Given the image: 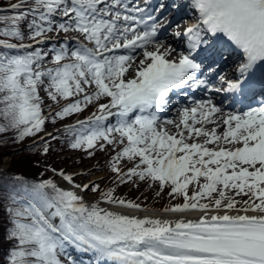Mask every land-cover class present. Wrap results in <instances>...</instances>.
Instances as JSON below:
<instances>
[{
  "label": "snow or ice",
  "instance_id": "snow-or-ice-1",
  "mask_svg": "<svg viewBox=\"0 0 264 264\" xmlns=\"http://www.w3.org/2000/svg\"><path fill=\"white\" fill-rule=\"evenodd\" d=\"M185 6L198 14L172 32L187 38L185 51L158 40L172 22L150 0H20L0 15V133L19 143L46 132L49 118L94 107L66 126L69 147L93 156L111 146L117 187L145 182L180 200L162 209L174 220L140 216L131 213L151 209L63 170L67 189L9 174L12 190L0 185L9 204L3 264H82L69 248L90 254L88 264H264V0ZM51 33L57 46L46 50ZM236 50L240 62L217 87L213 65ZM183 89L230 93V107H241L192 99L162 119ZM46 99L57 105L47 115ZM89 191L96 202L85 200Z\"/></svg>",
  "mask_w": 264,
  "mask_h": 264
},
{
  "label": "rangeland",
  "instance_id": "rangeland-1",
  "mask_svg": "<svg viewBox=\"0 0 264 264\" xmlns=\"http://www.w3.org/2000/svg\"><path fill=\"white\" fill-rule=\"evenodd\" d=\"M7 2L9 4H0V9H6L12 4H15V0H7ZM54 37H56L55 33L53 34V38ZM46 102H48V108L53 109L57 107L51 100H46ZM93 110H95V108L90 106L83 113L75 114L70 118V121H72L67 123V125H75L77 120H82V118L87 119ZM67 125L58 127L57 131L68 133L65 131ZM67 137L68 145L63 146L65 150L61 152L62 154L58 153V155H54L52 161L53 165H47V171L49 173L51 172L52 175H54L55 172L51 171V169L63 170L67 174H73L76 183L94 181L100 185V188L111 185V182H114V174L110 172L109 161L111 160V156L115 154L111 150V146H106L104 151L95 150V155L88 156L87 153L82 150L71 149L69 143L72 137L69 133ZM9 143L8 140L0 141V172L6 173L11 170V168L17 166V164H20L21 167L28 162H30L31 165L39 164V160L36 156L21 150V145L11 147V145H8ZM32 160L35 162H31ZM90 165L92 166L91 168L88 167ZM126 170L125 168V171ZM56 183L60 187H63V183L65 187H70L67 181H64L62 177L58 178ZM119 186V189L117 188L115 192L116 196L123 199L129 198L136 203H140L145 208L162 210L165 207L180 202L179 198L174 200L168 196L167 193L169 190L167 188L157 196L156 192L158 191V186L153 185L150 187L149 184L145 182L138 181L136 184L128 183L120 184ZM83 195L86 201H91L93 203L99 199L98 194H94L90 191L83 193ZM65 264H68L66 259Z\"/></svg>",
  "mask_w": 264,
  "mask_h": 264
},
{
  "label": "trees",
  "instance_id": "trees-1",
  "mask_svg": "<svg viewBox=\"0 0 264 264\" xmlns=\"http://www.w3.org/2000/svg\"><path fill=\"white\" fill-rule=\"evenodd\" d=\"M0 4H9V3L7 2V0H0ZM13 14L14 13L11 8L0 9V15H13ZM3 26L4 24L0 22V27ZM55 124H53L51 122V119L49 118V120L46 121V131L52 129ZM43 134L44 132H41L35 138H26L24 141L16 143L14 142L15 138L12 132L0 133V141L8 140L10 142L8 145H11V147H16L18 145L19 146L21 145L22 146L21 150L33 154L39 160L38 165H31V163L28 162L25 165H23V167H21L20 164H17V166L11 168V170H9L6 173L20 175L25 178H32L34 181L41 179H51L50 173L47 171V165H53L52 161L54 159L53 158L54 155H58V153H61L63 149L59 141H57V139L53 140L51 138L44 137V140H47L48 143L50 144V151L48 154H43L42 147L44 142L39 139V137H43ZM31 162H35V161L32 160ZM41 173H43V175H41ZM4 174L5 173H2V175H0V185L6 186L8 191L10 192L12 190V185L9 182L11 180V176H4ZM4 195L5 192L3 191V189H0V237H3L4 229H5L4 221L1 219H3L5 215V207L9 206L8 202L4 200ZM3 247H6V245L0 246V264H3V260L6 259V257H4L3 255Z\"/></svg>",
  "mask_w": 264,
  "mask_h": 264
},
{
  "label": "bare ground",
  "instance_id": "bare-ground-1",
  "mask_svg": "<svg viewBox=\"0 0 264 264\" xmlns=\"http://www.w3.org/2000/svg\"><path fill=\"white\" fill-rule=\"evenodd\" d=\"M161 3H166V10H167V8H169L170 7V5H169V0H158V4L160 5ZM180 6L181 5H178L177 7H176V10H174V13L173 14H175V12L176 11H179L180 10ZM179 9V10H178ZM181 14L183 15L184 14V10L181 12ZM181 20V17H178V20H177V22H181L180 21ZM174 24H176V22L174 23ZM74 35H76L75 33H73ZM167 35L168 36H171V33L169 34V31H167L166 32V34L164 35V37H167ZM181 41L182 39L181 38H174L173 36L171 37V38H166L164 41H162V42H164V43H168V45H171L172 47H174L175 46V44H177L178 43V41ZM73 43V42H72ZM180 46L181 47H183V44H180ZM224 69H223V73L224 72H229L230 71V67H229V64H225L224 66ZM230 73V72H229ZM211 97L214 99V101L217 103V97H214L213 95H211ZM182 107H184L183 106V104H181V105H179V106H176V112H175V115H177V111L180 109V108H182ZM173 116V117H171V118H176V116ZM162 119H165L164 117L162 118ZM89 168H91L92 166L90 165V166H88ZM103 207H107V206H103ZM118 211H119V209H118ZM131 214H135V215H140V216H145V215H147V216H153V217H159V218H163V219H176L177 218V214H171V213H164L163 211H157V212H155V211H147V212H132ZM188 218H193V214H189V216H188Z\"/></svg>",
  "mask_w": 264,
  "mask_h": 264
}]
</instances>
